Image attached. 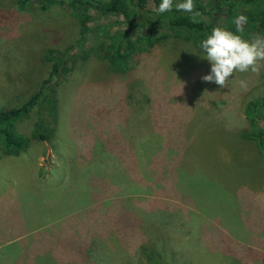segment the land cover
<instances>
[{"label":"rangeland","instance_id":"374dc122","mask_svg":"<svg viewBox=\"0 0 264 264\" xmlns=\"http://www.w3.org/2000/svg\"><path fill=\"white\" fill-rule=\"evenodd\" d=\"M18 3L0 0V107L37 91L55 63L49 50L76 64L59 69L47 138L36 135V108L16 123L27 149L6 155L0 146V255L20 264H264V154L244 134L247 103L264 97V61L222 88L202 80L204 53L161 41L115 73L85 57L93 39L79 42L67 5Z\"/></svg>","mask_w":264,"mask_h":264},{"label":"trees","instance_id":"16d2710c","mask_svg":"<svg viewBox=\"0 0 264 264\" xmlns=\"http://www.w3.org/2000/svg\"><path fill=\"white\" fill-rule=\"evenodd\" d=\"M30 1L19 0L18 5L27 9ZM36 1L41 10L56 3L67 5L79 26V42L84 38L93 39V45L88 49L90 52L86 55L82 50L85 57L93 53L106 60L115 73L130 71L134 63L139 64L161 41L168 47L173 43H188L197 49L196 52L204 53L200 44L211 34L212 29L219 26L236 32L233 20L239 14L248 17L243 33L239 35L248 40L257 34L264 36V0H194L192 13L176 10L175 5L182 0H173L172 10L165 13L156 10L161 0H153V6L150 0ZM92 12L98 16H92ZM195 12L200 15L195 16L194 21ZM50 52L54 53L49 50L48 57L54 58L55 63L37 91L18 107H0V146L6 155H19L27 149L30 138L17 131L16 123L36 108L40 113L36 135L41 139L47 138V116L57 114L58 110L56 85L61 77L59 69L66 66L62 72L67 75L76 64L74 61H62L61 55L55 53L50 56ZM245 118L248 123L244 131L245 138L252 140L259 153L264 154V97H257L247 103Z\"/></svg>","mask_w":264,"mask_h":264},{"label":"clouds","instance_id":"9594fccd","mask_svg":"<svg viewBox=\"0 0 264 264\" xmlns=\"http://www.w3.org/2000/svg\"><path fill=\"white\" fill-rule=\"evenodd\" d=\"M175 7L177 11L192 13L195 8L194 0H182ZM172 8L173 0H161L156 10L165 13ZM199 15V12H195L193 20L195 21V16ZM247 22L248 17L239 14L233 20L236 32L217 26L201 42L200 47L204 52L201 58L209 61L211 65L210 73L202 77L203 81L214 82L222 88H227L236 73L251 71L259 74L262 67L260 62L264 61V36L257 34L248 40L239 35L238 33H243ZM240 86L247 90L245 81L241 80Z\"/></svg>","mask_w":264,"mask_h":264},{"label":"crops","instance_id":"0c3cea01","mask_svg":"<svg viewBox=\"0 0 264 264\" xmlns=\"http://www.w3.org/2000/svg\"><path fill=\"white\" fill-rule=\"evenodd\" d=\"M11 258L12 257V259L10 260V263H5L4 262V260L6 259V258ZM16 257V255H15V253L13 254H11V253H9L8 254V252L7 253H2V255H0V259H1V262H2V264H20L19 262H18V259L17 260H15L14 258Z\"/></svg>","mask_w":264,"mask_h":264}]
</instances>
